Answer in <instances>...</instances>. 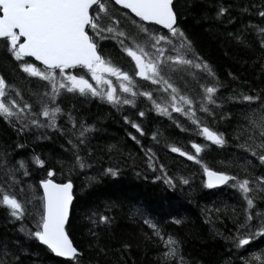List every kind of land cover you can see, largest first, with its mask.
<instances>
[{"label":"trees","instance_id":"16d2710c","mask_svg":"<svg viewBox=\"0 0 264 264\" xmlns=\"http://www.w3.org/2000/svg\"><path fill=\"white\" fill-rule=\"evenodd\" d=\"M220 7L226 12L217 16ZM173 10L196 55L211 67L219 84L214 94L216 105H209L214 110L215 122L198 110L202 92L199 85L213 82L212 77L193 67L171 74V82L181 94L196 101L197 118L225 134V145L216 146L197 135L195 126L180 113L172 112L169 119L155 112L143 97H137L135 106H113L98 97L62 91L56 98V104L62 109L56 118V128L29 126L21 130V122L15 118L0 117V160L9 168H19L17 162H25V169L16 172L19 183L14 191L18 199H32V204L27 206L29 212L39 206V197L43 195L39 181L47 178L49 168L53 169L56 181H72L75 198L67 230L81 253L80 264H173L162 260L164 248L144 223L145 219L155 223L164 236L172 235L180 242V255L185 264H242L241 257L248 259L252 254L264 253V234L255 236L241 248H235L225 239L234 235L237 224L243 222L242 209L246 203L242 193L231 186L232 182L220 188H206L201 166L171 152L168 147L175 144L194 153L190 142L200 143L206 145L200 158L214 170L226 171L239 179L264 176V164L237 147L243 142V136L237 140L236 134L247 125L245 116L249 105L238 98L232 99L243 93L259 94L264 100V34L258 31L264 29V17L259 15L264 11V0H173ZM114 11L118 19H123L121 13L127 10L115 5ZM121 27H127L126 22ZM150 30L162 29L152 25ZM98 51L132 74L130 58H122L114 40H99ZM24 59L43 68L32 57ZM18 63L0 40V76L19 89L23 101L32 104L33 112H37L39 105L34 94L43 93L47 82L28 76L19 69ZM73 71L84 75L95 86L86 69ZM135 79L140 90H152L156 95L159 85L139 77ZM115 87L119 93L118 83ZM159 95L164 97L163 93ZM251 107L258 105L253 102ZM141 110L145 112L144 117L137 115ZM69 116L76 121L77 130L81 121L91 126L83 144L73 133ZM124 116L141 124L144 135L126 124ZM40 119L47 123L45 118ZM177 122L181 127H177ZM130 132L140 140L139 145L129 137ZM153 132L158 133L156 140L152 139ZM70 139L77 144L78 154L86 166L69 172L75 151L68 143ZM148 148L159 161L155 169L147 166L142 149ZM34 156L44 160V166L36 165ZM246 161L250 164L244 172L240 165ZM160 164L174 178V187H169L163 179H155L163 175L158 170ZM107 168L115 169L117 175L106 173ZM25 170L27 176L23 174ZM181 176L189 183L181 184ZM5 180L4 165L0 164V184L7 188ZM20 188L25 190L23 194L18 191ZM254 204L251 211L255 217L257 211L264 212V193L254 194ZM99 215L110 217V222H99ZM175 220L181 223L176 224ZM251 223L255 231L259 222L254 218ZM22 225L26 230H35L27 216L23 221L15 220L6 207L0 206V264H72L55 256L26 231L21 232ZM100 248L104 251L100 252Z\"/></svg>","mask_w":264,"mask_h":264},{"label":"snow or ice","instance_id":"6c2138e0","mask_svg":"<svg viewBox=\"0 0 264 264\" xmlns=\"http://www.w3.org/2000/svg\"><path fill=\"white\" fill-rule=\"evenodd\" d=\"M115 5L127 10L121 13L123 19H118L115 15ZM225 12L226 9L220 7L217 16ZM259 15L264 17V11ZM124 22L127 27H121ZM152 25H159L162 30H150ZM258 31L264 34V29ZM106 38L116 42L123 54L122 58H130L129 63L133 64L131 75L129 71L114 64L110 58L100 54L98 41ZM0 40L4 42L11 58L19 62V69L30 77H38L47 82L43 93L34 94L39 109L33 112V105L23 101L20 90L8 84L4 76H0V117L5 120L15 118L21 122V130L29 126L56 128L57 115L62 111L56 104V98L62 91H66L81 96L98 97L113 106H135L137 97H143L151 103L155 112L168 116L169 119L172 118V112L185 116L195 126L197 135L211 144L223 146L227 143L223 132L197 118L196 101L181 94L180 89L171 82V74L193 67L203 70L208 77H212L213 82L199 85L202 92L198 110L212 117L213 123L215 122L214 110L209 105H216L214 94L219 84L215 82L211 67L196 55L192 41L178 26L173 0H0ZM25 57L34 58L43 65V68H38L35 63L26 62ZM77 68L86 69L95 86L84 75L74 74L73 70ZM109 77L115 78L119 85V93ZM135 77L141 78L142 81H150L152 85H159L156 95L152 90H140ZM160 93L166 98L160 97ZM237 98L248 102L249 105V112L245 116L247 125L242 126L236 134L237 140L243 136V142L237 147L251 153L264 164V100L259 94L241 93L238 97H232ZM253 102L258 107H251ZM137 115L144 117L145 112L141 110ZM40 117L45 118L47 123L45 124ZM25 119L27 123H23ZM123 119L136 133L144 135L141 124L128 116H124ZM69 120L73 124V133L79 143L83 144L85 134L91 130V126L81 121V127L77 130L76 121L71 116ZM177 127H181L178 122ZM128 135L136 144H140L135 135L131 132ZM157 136V132L152 133L153 140H156ZM68 143L75 150L69 172L75 167L84 168L86 166L84 158L78 154L77 144L71 139ZM190 143L194 153L184 151L175 144H169L168 147L171 152L179 153L180 156L201 166L205 177L203 184L206 188L211 189L232 182L231 186L242 193L246 203V207L242 209L243 222L237 224L234 235L225 239L230 240L235 248L248 245L255 236L264 234V212L257 211L254 217L251 211L255 206L254 194L264 193V176L239 179L226 171L214 170L200 158V153L206 145ZM142 151L147 157L148 168L155 169L159 163L155 160V153L151 148ZM32 160L36 165L45 164L39 156L32 157ZM17 163L19 168H9L0 160V164L4 165L5 183L8 185L5 188L0 184V206L6 207L10 217L15 220L23 221L27 216L33 221L34 231L31 228L26 230L22 225L19 229L21 232L26 231L29 237H34L56 256L67 258L72 264H80L81 253L67 230L70 205L74 199L72 181L66 179L57 183L53 169L49 168L47 178L39 181V186L43 189V195L39 197V206H34L33 211L29 212L27 206L32 204V199H18L14 191V186L19 183L16 172L25 169L24 161ZM58 163L63 165V162ZM249 164L250 161H246L240 165L242 171L247 172ZM158 170L163 175L155 179H163L169 187H174V178L167 175L163 164L159 165ZM104 171L112 176L117 175L113 168ZM23 174L27 176V170ZM179 182L188 184L189 180L181 176ZM18 191L23 194L25 190L20 188ZM254 218L259 223L255 231H252L251 222ZM98 219L101 223L110 222V217L105 215H99ZM174 222L181 223L180 220ZM144 223L152 229L153 235L164 248L162 260L172 261L173 264H185L184 258L180 255V242L172 235L164 236L152 221L145 219ZM124 247L127 248L128 245L125 244ZM103 251L104 249L100 248V252ZM241 260L242 264H255V261L264 264V253L252 254L248 259L241 257Z\"/></svg>","mask_w":264,"mask_h":264},{"label":"water","instance_id":"95a60500","mask_svg":"<svg viewBox=\"0 0 264 264\" xmlns=\"http://www.w3.org/2000/svg\"><path fill=\"white\" fill-rule=\"evenodd\" d=\"M56 181V180H55ZM57 183H61V182H58V181H56ZM223 185H219V186H216V187H214V188H220V187H222ZM41 190H42V193H43V189L41 188ZM73 197H74V193H73ZM75 198V197H74ZM73 203H74V199H73V202H72V204L70 205V217H71V211H72V206H73ZM54 254V253H53ZM55 255V254H54ZM56 256V255H55ZM61 258H63V257H61ZM65 259H67V258H65Z\"/></svg>","mask_w":264,"mask_h":264},{"label":"rangeland","instance_id":"374dc122","mask_svg":"<svg viewBox=\"0 0 264 264\" xmlns=\"http://www.w3.org/2000/svg\"><path fill=\"white\" fill-rule=\"evenodd\" d=\"M110 79H112L113 80V83H114V86H115V84H117L116 82H114L115 81V78L114 77H109ZM94 82V81H93ZM94 84H95V82H94ZM101 87H104L103 85H101ZM224 186V185H223Z\"/></svg>","mask_w":264,"mask_h":264},{"label":"bare ground","instance_id":"6f19581e","mask_svg":"<svg viewBox=\"0 0 264 264\" xmlns=\"http://www.w3.org/2000/svg\"><path fill=\"white\" fill-rule=\"evenodd\" d=\"M59 182V181H58Z\"/></svg>","mask_w":264,"mask_h":264}]
</instances>
